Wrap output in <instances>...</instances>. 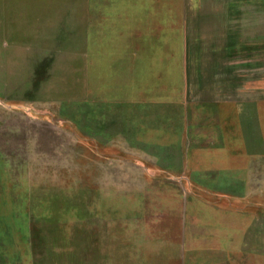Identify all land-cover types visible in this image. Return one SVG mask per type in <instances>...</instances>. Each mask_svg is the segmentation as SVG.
I'll return each instance as SVG.
<instances>
[{"label": "rangeland", "instance_id": "374dc122", "mask_svg": "<svg viewBox=\"0 0 264 264\" xmlns=\"http://www.w3.org/2000/svg\"><path fill=\"white\" fill-rule=\"evenodd\" d=\"M93 35L109 42V70L140 61L158 69L162 104H113L108 123H98L97 106L87 102ZM66 95L81 104L46 102ZM233 100L240 124L226 131H239L256 155L241 159L240 179L253 168L257 187L264 179V0H0V264H98L105 258L91 252L90 220L103 227L102 202L144 198L148 212L180 213L183 188L140 164L183 165L165 156L198 130L196 110L181 104ZM89 115L108 153L126 146L146 157L93 158ZM263 227L260 218L250 236L257 244ZM255 256L264 264V254Z\"/></svg>", "mask_w": 264, "mask_h": 264}, {"label": "crops", "instance_id": "0c3cea01", "mask_svg": "<svg viewBox=\"0 0 264 264\" xmlns=\"http://www.w3.org/2000/svg\"><path fill=\"white\" fill-rule=\"evenodd\" d=\"M108 46L105 37H89V59L92 66L93 58V71L91 68L87 102L89 107L92 104L97 106L98 123H108L107 109L113 104H162L158 94L166 81L159 76L158 69L140 61L133 68L126 66L109 70ZM46 102L55 107L58 105L60 109L81 104L74 95L48 98ZM181 106L186 112L193 108L196 110L193 119L198 130L193 135L184 134L180 138L182 145H174L176 151L165 156L169 159L181 157L183 165L176 169L175 165L168 164L167 168L154 170L146 161V164H140L147 173L156 171L162 175L163 181L178 183L183 188L186 198L181 203V212L176 213V208H168L165 213L148 212L149 209L142 206L144 198H137L135 203H128L127 197L120 198L119 202L116 199V203L102 202L103 208L98 214L104 215L103 227L94 223L96 218L90 220L94 227L90 230L91 252L110 259L107 262L98 259V264H256L255 254H264V227L260 243L250 238L252 234L256 235L254 227L257 220H264V179L259 180L256 187L255 171L250 167L245 170L246 179H240L241 159L256 155L245 148L239 131H226L228 125L231 128L235 125L238 130L241 117L239 101ZM186 119L188 121L191 117ZM209 124L212 132L208 131ZM100 132L102 130L93 132L92 115H89L87 139L93 158L109 155L146 157L130 152L126 146L125 152L108 153L103 148L107 138ZM121 139L129 140L127 137L117 140ZM190 140L195 143L188 144ZM209 140L214 142L208 143ZM261 173L264 175V165ZM241 188H259L262 193L248 191L244 194ZM151 200L155 204L157 199ZM91 201L96 199L91 197ZM129 204L130 210L126 207ZM115 205L118 208L112 207ZM109 213L114 215V226L107 224Z\"/></svg>", "mask_w": 264, "mask_h": 264}]
</instances>
